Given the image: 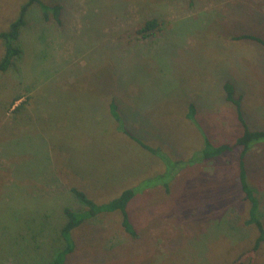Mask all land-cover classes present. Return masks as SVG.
I'll return each mask as SVG.
<instances>
[{"label":"rangeland","instance_id":"1","mask_svg":"<svg viewBox=\"0 0 264 264\" xmlns=\"http://www.w3.org/2000/svg\"><path fill=\"white\" fill-rule=\"evenodd\" d=\"M24 1L0 0V31ZM44 1L62 5L61 23L31 8L23 54L0 72V264L49 263L64 246V208L86 207L73 186L98 203L135 188L137 236L120 211L99 214L72 231L66 264H264L263 247L243 254L257 231L245 223L240 149L201 160L203 136L187 118L192 101L211 141L233 142L242 125L228 79L250 124L264 128V45L232 38L264 37V0ZM153 17L160 29L142 37ZM111 98L127 128L169 160L117 130ZM246 165L264 220V142Z\"/></svg>","mask_w":264,"mask_h":264},{"label":"trees","instance_id":"2","mask_svg":"<svg viewBox=\"0 0 264 264\" xmlns=\"http://www.w3.org/2000/svg\"><path fill=\"white\" fill-rule=\"evenodd\" d=\"M190 1L192 2L193 0ZM34 6L39 8L42 17L45 20H53L56 23H61L63 7L60 3L45 2L44 0H25L21 4L16 17L9 22L6 29L0 31V41L3 46V53L0 57V72L2 73L8 71L11 66H13L14 61L23 54L20 36L22 29L27 25L29 11ZM161 23V20L156 17L149 18L138 28L137 33H139L142 37H151L155 35L160 29ZM232 38L237 40H253L264 45V37L260 34L240 33L233 35ZM223 89L225 93V99L234 105L237 119L242 125V132L235 138L233 142H224L215 145L205 130L201 128L200 124L198 123L196 119L197 108L195 103L192 101L188 104L187 118H189L197 126V128H199L203 136L204 145L199 156L201 160L219 157L224 153L233 150L234 148L240 149L238 176L244 199L249 205L248 217L245 220V223L248 225H253L257 231L254 244L250 249H247L243 253L247 254L257 251L260 247L264 248V220L262 219L261 213L259 211V200L254 189L251 187L248 181V170L246 165V155L250 148L259 142H264V128H254V126L250 124L244 113L242 93L237 91L233 81L226 79L223 83ZM22 97L23 96L19 94L15 95L12 99V105ZM21 107L22 104L20 103L14 108V111H18L21 109ZM108 108L109 113L117 123V130L134 139L143 148L161 157L164 162L169 160L170 156L166 155L162 149L147 144L127 128L125 119L120 114L119 104L115 98L110 99ZM157 175L162 177L164 172L160 174L158 173ZM160 181L165 186L168 185V182L164 181L162 178H160ZM71 192L76 197V199L86 207L81 210H76L72 207L64 208L66 221L60 229L64 246L55 251L48 264H66L68 255L72 253L76 247V243L72 236V231L85 221L92 219L102 213L120 211L122 215L121 224L123 229L132 237L137 236L136 228L130 219L128 211V204L137 193L135 188H126L122 190L116 197L103 203L96 202L88 195L87 192L78 187H71Z\"/></svg>","mask_w":264,"mask_h":264},{"label":"crops","instance_id":"3","mask_svg":"<svg viewBox=\"0 0 264 264\" xmlns=\"http://www.w3.org/2000/svg\"><path fill=\"white\" fill-rule=\"evenodd\" d=\"M244 40H247V39H244ZM249 41H251L252 43H254L255 45H257V41H253V40H249ZM262 45V44H261ZM189 104V103H188Z\"/></svg>","mask_w":264,"mask_h":264}]
</instances>
